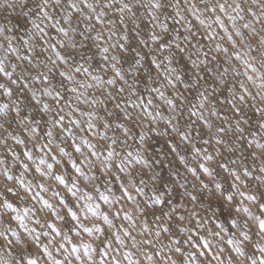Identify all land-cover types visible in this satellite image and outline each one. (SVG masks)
<instances>
[{
	"label": "snow or ice",
	"instance_id": "obj_1",
	"mask_svg": "<svg viewBox=\"0 0 264 264\" xmlns=\"http://www.w3.org/2000/svg\"><path fill=\"white\" fill-rule=\"evenodd\" d=\"M0 264H264V0H0Z\"/></svg>",
	"mask_w": 264,
	"mask_h": 264
}]
</instances>
